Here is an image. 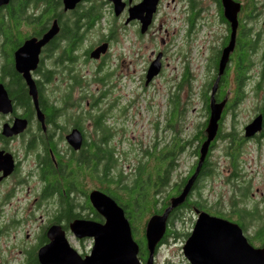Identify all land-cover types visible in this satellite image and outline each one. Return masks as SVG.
Here are the masks:
<instances>
[{
  "label": "flooded vegetation",
  "instance_id": "flooded-vegetation-1",
  "mask_svg": "<svg viewBox=\"0 0 264 264\" xmlns=\"http://www.w3.org/2000/svg\"><path fill=\"white\" fill-rule=\"evenodd\" d=\"M230 1L236 25L233 15L227 17L225 0H81L73 9H66L64 0H53L49 9L45 4L30 9L29 13L38 15L39 24L12 56L4 53L8 43L4 36L0 85L11 110L7 105L0 109L1 264H41L38 254L49 245L52 228L59 229L80 256L91 254L93 239L78 238L72 226L76 222L105 224L90 195L97 191L112 198L104 190L103 161L96 172L88 173L91 146L104 143L105 138L111 143L115 130L108 124L110 113L119 111L127 121L136 104L120 94L121 80L133 82L139 67L142 87L150 90L172 64L179 67L172 70L173 85L166 82L167 112L156 124L157 131L160 123L165 130L160 136L157 132V141L147 151L173 152L171 183L182 185L183 190L199 164L214 97L215 104L223 105L218 131L188 198H193L206 180L201 175L203 169L215 178L218 155V160L227 163L225 187L241 201L245 220L244 229L240 228L251 246L264 248V181L256 194L250 193L252 180L245 172L259 171L264 180V0ZM55 27L57 33L41 48L37 64L30 70L36 105L14 57L26 41H41ZM98 29L105 36L86 46L89 34ZM125 34L131 35L129 47L114 60L111 51L121 39H128ZM159 39L160 46L156 43ZM103 45L106 52L92 59L91 53ZM226 49L230 52L220 73ZM158 60L160 72L147 83L149 69ZM90 64L96 69L92 80L83 72ZM194 103L201 105L203 122L197 118L191 125L188 113L196 111ZM257 120L259 130L248 136L247 128ZM79 138L76 149L73 144ZM248 146L255 148V157L246 152ZM187 154L192 165L187 175L174 183ZM236 184H241L239 193H234ZM192 210L196 218L199 211L235 223L225 216L230 211ZM250 228L254 230L251 236ZM87 244L91 249L84 253ZM7 256L12 257L11 262Z\"/></svg>",
  "mask_w": 264,
  "mask_h": 264
},
{
  "label": "water",
  "instance_id": "water-1",
  "mask_svg": "<svg viewBox=\"0 0 264 264\" xmlns=\"http://www.w3.org/2000/svg\"><path fill=\"white\" fill-rule=\"evenodd\" d=\"M81 0H64L66 9H73ZM10 0H0V9L8 6ZM227 17L234 16L236 25V13L234 4L225 0ZM57 33L56 27L50 31L41 41L30 39L25 42L15 53L16 68L24 77L30 95L37 105V92L30 76V70L37 64L41 48ZM107 46L103 45L91 53L92 59H99L105 53ZM230 50L224 51L220 73L225 67ZM160 72L159 60L154 62L147 75L149 83ZM213 90V96L215 94ZM212 97L210 120L207 127V140L201 147V157L197 169L187 182L182 193L171 200V206L163 215H155L148 221L146 227V242L149 251L147 264H154L156 250L163 240L167 223L171 213L182 206L191 193L196 182L211 142L216 137L218 123L222 114L223 105L214 103ZM7 105L11 110V102L3 86L0 85V109ZM260 128L259 120L247 128V133L253 135ZM76 149L80 147V138ZM90 201L96 211L105 218V224L99 225L93 222H76L72 226L73 232L78 238L93 239L94 246L89 256L82 257L70 247L63 233L57 228H52L48 237L49 245L40 250L38 258L41 264H142L139 253L140 247L134 239L130 222L125 216L124 210L109 196L94 191L90 195ZM197 221L192 233L183 247V255L189 264H264V248L256 249L249 244L239 225L228 220L213 217L206 212H196Z\"/></svg>",
  "mask_w": 264,
  "mask_h": 264
},
{
  "label": "rangeland",
  "instance_id": "rangeland-1",
  "mask_svg": "<svg viewBox=\"0 0 264 264\" xmlns=\"http://www.w3.org/2000/svg\"><path fill=\"white\" fill-rule=\"evenodd\" d=\"M173 26H175V24ZM105 34L106 33L101 31L100 29L91 32L88 36L86 46H92L98 39H100L102 36H105ZM125 35L128 37V39H121V44L114 45L111 51V58H113L114 60L115 58L117 59L116 56L121 54L122 51V53H125L124 50L128 49L129 47L131 35ZM156 43L158 46H160V39ZM176 67H179V65L172 64L165 76L159 79L150 90L146 91H144L142 87L143 81L141 82V76L139 75L141 68L139 67L137 68L138 73L137 76L134 77L135 80L133 82L128 81L126 78L121 80L122 86L120 88V94L122 96H127V99L131 103L133 101H136V104L128 113L127 121H124L125 119H122V117L120 116L121 112L119 111L110 113L111 118L108 121V124L113 128V130H115L114 138L110 143L111 147L116 151L117 169L114 171V175L122 173L124 177L127 178V180L133 178L136 168L147 157V155H145V152L151 149L157 141V132L159 136L164 133V124L160 123L158 129L159 131H157L156 124L159 121H162L161 118L167 112L168 86H166V82L168 80L169 84L173 85V77L175 76V74H173L174 71L172 70ZM83 72L86 76H91L90 80H92L93 76H95L96 69L90 64L89 66L84 68ZM93 89L96 90L97 87L94 86ZM193 106L196 108V111L193 112L191 110L188 113V123H190L191 125L193 123L196 124L197 118L198 121L202 123L203 110L201 108V105L198 103L197 106L194 103ZM248 115L249 113L246 112L245 119H247ZM243 121L244 120H242V122ZM184 128L185 133H187L186 126ZM190 132L191 130L188 133ZM245 149L246 152L252 153L254 157L256 156V150L253 146H248ZM216 160L217 169L215 178L202 181L200 185L201 198L199 197V193L197 192V194L193 197V200H200V202H202L203 204L207 202L206 206L208 208H213L214 212L216 210H219L222 213H228L229 211H231V207L234 202H237L238 207L241 208V201L237 199L238 197L236 198L237 201H235L232 193L230 192V189L228 190V188L225 187V182L228 178L224 171V168L227 163L223 159L218 160V155ZM249 160H251V157ZM192 162V157H190L189 154L183 157V164L173 177L175 179L174 183H179L187 175ZM245 172L246 176H248V180H252L251 183L253 189L250 193H255L256 188L263 187L264 180L261 172L255 171L254 174L249 170H245ZM166 193L167 192L163 193L162 197L165 196ZM249 204L253 205V202H250ZM182 217L183 221L176 223L173 229V231H176L177 234L179 233V235L168 238L167 243L158 248L154 259V264H189L183 255V247L187 240V237H185V235H189L192 233L197 218L193 210H184ZM248 233L251 236L253 235L254 230L250 228L248 230ZM90 249V244H87L84 253H88ZM6 258L9 262L12 261L11 256H7ZM1 263H3L2 257H0V264Z\"/></svg>",
  "mask_w": 264,
  "mask_h": 264
},
{
  "label": "trees",
  "instance_id": "trees-1",
  "mask_svg": "<svg viewBox=\"0 0 264 264\" xmlns=\"http://www.w3.org/2000/svg\"><path fill=\"white\" fill-rule=\"evenodd\" d=\"M39 4H45L46 9H49L53 5V0H12L8 8L0 9V62L5 51L8 52L9 56H12L16 46L34 34L35 30L33 27L39 24L37 20L39 17L35 12L29 13V11L32 8L37 10L36 8ZM46 17L48 19L50 16L47 15ZM4 36L8 43L3 53L1 51ZM1 71L0 63V76ZM94 144V147L93 145L91 146L90 155L86 160L89 169L88 173L96 172L103 161L104 190L125 211L126 217L131 224L135 241L140 247V260L143 264H147L149 251L145 234L148 221L155 215H163L165 210L171 206V200L182 193V185L176 184L172 186L171 183L173 152L170 151L167 155H162L157 149L146 151L145 155H149V159L142 161L136 168L134 177L127 180L122 173L113 174L117 169V161L115 160V149L108 143V138H105L104 143ZM204 171L205 169L201 173L204 180L213 178L210 172ZM235 190L238 192L234 191V193H239L241 184H236ZM165 192H167L168 196L162 197ZM197 192L199 197H201V187L197 188ZM233 197L237 201L238 195L234 196L233 194ZM194 208L207 211V206L200 200H193L192 197H189L182 206L171 213L167 223L166 234L158 248L167 243L168 238L179 235V233L177 234L176 231H173L175 224L183 221L182 214L184 210H192ZM231 208V213L225 216L244 229L243 221L245 217H243V211L238 207L237 202H234ZM188 236V234L185 235V237Z\"/></svg>",
  "mask_w": 264,
  "mask_h": 264
}]
</instances>
